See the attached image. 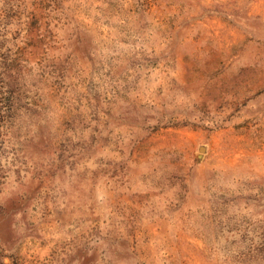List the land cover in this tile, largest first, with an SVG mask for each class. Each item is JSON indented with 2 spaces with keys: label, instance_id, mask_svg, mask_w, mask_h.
I'll return each mask as SVG.
<instances>
[{
  "label": "rangeland",
  "instance_id": "1",
  "mask_svg": "<svg viewBox=\"0 0 264 264\" xmlns=\"http://www.w3.org/2000/svg\"><path fill=\"white\" fill-rule=\"evenodd\" d=\"M0 264H264V0H0Z\"/></svg>",
  "mask_w": 264,
  "mask_h": 264
}]
</instances>
